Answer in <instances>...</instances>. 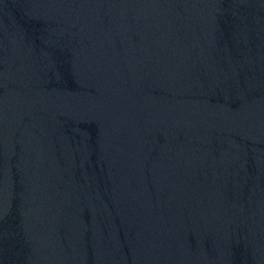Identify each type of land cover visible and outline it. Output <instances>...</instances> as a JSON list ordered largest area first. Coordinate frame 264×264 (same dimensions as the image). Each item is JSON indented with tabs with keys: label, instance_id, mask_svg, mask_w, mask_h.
Instances as JSON below:
<instances>
[{
	"label": "water",
	"instance_id": "95a60500",
	"mask_svg": "<svg viewBox=\"0 0 264 264\" xmlns=\"http://www.w3.org/2000/svg\"><path fill=\"white\" fill-rule=\"evenodd\" d=\"M0 264H264V0H0Z\"/></svg>",
	"mask_w": 264,
	"mask_h": 264
}]
</instances>
